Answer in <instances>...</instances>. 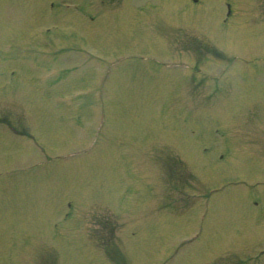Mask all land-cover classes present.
Listing matches in <instances>:
<instances>
[{
  "label": "rangeland",
  "instance_id": "1",
  "mask_svg": "<svg viewBox=\"0 0 264 264\" xmlns=\"http://www.w3.org/2000/svg\"><path fill=\"white\" fill-rule=\"evenodd\" d=\"M248 1L249 4L253 1L254 8L258 6L254 2L256 0H237L239 10L235 16L249 17L247 21L254 23L252 12L248 16L243 10ZM200 2V7L194 3L185 12L178 9L176 17L170 18L168 14L173 11L172 7L184 8L182 6L189 4V0H165L160 15L155 10L151 15L148 11L131 15L135 19V16H143V20L140 16L138 24L131 28L128 20L122 19L127 12L107 13L105 15L112 16L109 18L112 19V24L109 23L111 28L104 25L106 29L103 27V32H100V40L94 29L98 25L93 27L84 20L78 22L73 18L66 21L59 17L56 24H49L43 17H25L26 25L34 27L35 32H44L45 27H51L52 33L41 36V41L33 42L35 46L43 48L53 42L54 47L51 46L57 50L64 44L68 47L74 46V41L77 44L82 41L101 59L96 58L98 63L82 65L78 70L80 74L73 70L66 73L65 82H60L58 93L51 97L42 96L38 77L30 75L23 64L10 63L7 69L0 70V108L10 112L13 119L17 117L15 120L21 114L23 125L51 155V159L46 158L48 165L34 167L27 174L18 172L0 178V264H264V242H259L264 241V208L239 214L243 207L239 202L240 195H250L253 189L260 190L254 186L260 180L264 182V104L261 102L264 101V63L257 65L253 79L247 76L248 66L236 65V61L228 70L229 80L212 78L219 72L218 58L226 59L228 55L235 54L239 56L235 60L242 62L250 59L248 57L258 56L256 51L259 52V48L256 46L264 41V32H256L258 36L251 37L260 26L257 25L253 31L250 25H245L233 34L237 18L227 25H219V16H222L219 0ZM17 3L18 0H14L12 8L5 0L2 17H15L13 14H17L19 7ZM88 4L92 6H88L90 11L95 10L94 0ZM85 7L79 6V10L83 12ZM25 11L20 9L21 18L24 14H31V11ZM186 11L206 15L207 20L210 18L209 23L203 26L207 29L202 35L199 34L202 20L194 21ZM154 16L158 21L152 18ZM199 19L198 15L196 20ZM115 24L118 26L112 28ZM217 25L220 27L215 28ZM18 27L24 29L23 25ZM10 28L9 23L0 22L1 34ZM71 30H75L72 36L69 35ZM57 37L60 45L54 40ZM5 41L3 38L0 40L2 67L3 60L19 53L18 50L7 53ZM127 51L148 55L152 59L160 56L164 60L184 64L199 63L202 75L190 71L166 75L158 68L154 69L157 72L145 70L151 63H143V60L113 62ZM259 55H264V51ZM64 56L67 62L62 68L67 69L72 66L68 64L76 60L68 51ZM27 57V68L31 69L35 55ZM55 62L46 58L43 64H47L46 68L50 70L56 68L50 66ZM76 64L81 65V61ZM35 68L32 73L37 70ZM12 71L15 72L13 76ZM160 73L162 81L157 80ZM193 74V78L185 80ZM243 74L246 78L242 81L240 76ZM103 76L106 87L99 92V86L104 87ZM89 89H93L90 95L86 94ZM239 91L249 94L245 96ZM78 94L80 97L75 98ZM59 96L79 103L63 106L56 101ZM82 106L83 109L86 106V110L98 108L100 113L89 116L84 109L81 116ZM38 110L46 115H41L42 111ZM103 113L107 115V126L101 142L86 157L71 158L83 154L84 148L75 149L92 143L94 132L91 127L98 124ZM58 114L60 116H56ZM40 117L44 121L42 128L36 127L40 124ZM243 126H248L245 130L250 132L254 127L252 138L238 132L243 131ZM215 128L224 130L229 137H250L257 144L253 142L244 149L241 157L232 156L228 151L229 159L221 161L220 154L217 155L218 161L213 159L208 163V168L213 171H208L202 165L207 157L201 155V150L206 149L212 158H216L218 144L211 135ZM62 131L67 132L62 136ZM86 131L87 138L80 140ZM190 131H196V138L189 135ZM3 136L7 138L8 134ZM210 137L213 145L206 142ZM0 142V174L25 167L33 161L45 160L33 151V147L23 148L2 138ZM55 153L58 154L55 156ZM65 155L71 159L65 160ZM177 156L182 160L179 163ZM183 161L187 169L181 168ZM217 162L219 172L215 169ZM124 171L131 173L136 185L125 179ZM223 172L227 176H222ZM220 177L222 182L231 179L226 183L238 181L243 185L239 189L228 188L224 193L212 194V190L216 191L223 185L217 180ZM141 181L145 184L142 190L138 186ZM124 190H127L126 194ZM209 192L211 198L205 202L207 199L202 196L207 194L208 197ZM122 194L125 197L119 198ZM69 201L75 205V214L71 213L70 219L69 215L65 216ZM84 201L87 203L82 205ZM194 206L198 207L193 210L194 215L191 211L190 216L182 219L174 214L184 215ZM204 207H208L209 212L201 220ZM193 217L196 223L190 230ZM199 219L203 223V235L191 241L196 231L193 227L200 228L197 224ZM111 224L115 225L113 229ZM65 242H68V249ZM96 242L108 245L97 249Z\"/></svg>",
  "mask_w": 264,
  "mask_h": 264
}]
</instances>
